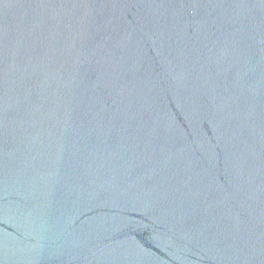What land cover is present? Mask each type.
Instances as JSON below:
<instances>
[{
    "label": "water",
    "instance_id": "1",
    "mask_svg": "<svg viewBox=\"0 0 264 264\" xmlns=\"http://www.w3.org/2000/svg\"><path fill=\"white\" fill-rule=\"evenodd\" d=\"M0 264H264V0H0Z\"/></svg>",
    "mask_w": 264,
    "mask_h": 264
}]
</instances>
